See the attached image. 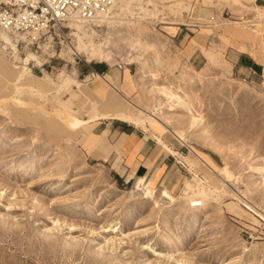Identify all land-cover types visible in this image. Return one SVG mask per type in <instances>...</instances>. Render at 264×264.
<instances>
[{
    "label": "rangeland",
    "instance_id": "rangeland-1",
    "mask_svg": "<svg viewBox=\"0 0 264 264\" xmlns=\"http://www.w3.org/2000/svg\"><path fill=\"white\" fill-rule=\"evenodd\" d=\"M118 1L95 33L66 26L32 42L0 28V58L32 75L12 84L0 70V264H264V10ZM180 23L210 38V62H189L172 36ZM229 46L263 67L234 73ZM98 61L123 66L140 93L88 72ZM128 105L127 122L158 141L152 157L175 155L132 178L116 173L131 136L99 123Z\"/></svg>",
    "mask_w": 264,
    "mask_h": 264
},
{
    "label": "crops",
    "instance_id": "crops-1",
    "mask_svg": "<svg viewBox=\"0 0 264 264\" xmlns=\"http://www.w3.org/2000/svg\"><path fill=\"white\" fill-rule=\"evenodd\" d=\"M241 1L251 2L255 8L264 10V0ZM208 21H211L208 26L212 27L215 26V23L217 21H220V17L215 14L209 13ZM172 27H176L175 33L172 36L174 37L177 46H179L181 50L187 52V54L189 55V62L193 66H203L206 63L210 62V59L206 55V51L210 47L209 37L201 38L197 32L192 33L189 30H185L182 23L176 26L172 25ZM227 54L229 57L227 58V60L229 61V63H231L234 73H257L263 67L260 61L256 60L251 54L247 52H239L229 46V52ZM87 69L89 70L88 72L96 71L99 75L102 74L101 76L106 73H109L110 75H112V77L118 75L121 87L126 88L124 92L128 94L131 100H133L140 93V90L136 86L135 82L134 84H131V81L133 80L129 79L126 69L123 66L112 67V65H110L106 61H98L89 63ZM113 91L116 92L115 87ZM103 119L106 120H100L99 123L106 122V126L110 130L118 133L119 137L122 133H127L129 136H131L130 140L128 139L130 141L129 144L126 147L120 148L123 153H121L120 155L123 159L124 156L131 157L133 159L129 163L125 162V165H123L125 169L124 174H121L119 170L116 169V173H118L120 177H123V175L124 177H126L128 174L131 175V178L139 175H148V173L151 172L152 168H158L166 160V158L171 157V155L175 156L174 153L166 152V148L164 149L163 153H159L158 151L157 156L154 159L151 153L153 149L158 146V141L151 135L143 134V129L146 130L144 127L127 122L126 120H123L121 118ZM149 131L150 129H147V132ZM112 151L117 150L114 148V150ZM112 151L109 152L108 158L112 154Z\"/></svg>",
    "mask_w": 264,
    "mask_h": 264
},
{
    "label": "built area",
    "instance_id": "built-area-1",
    "mask_svg": "<svg viewBox=\"0 0 264 264\" xmlns=\"http://www.w3.org/2000/svg\"><path fill=\"white\" fill-rule=\"evenodd\" d=\"M115 1L0 0V28L35 42L47 32L52 31L58 36L64 34L65 21L70 18L94 22L111 12Z\"/></svg>",
    "mask_w": 264,
    "mask_h": 264
},
{
    "label": "bare ground",
    "instance_id": "bare-ground-1",
    "mask_svg": "<svg viewBox=\"0 0 264 264\" xmlns=\"http://www.w3.org/2000/svg\"><path fill=\"white\" fill-rule=\"evenodd\" d=\"M118 2H119L118 0L115 1L114 5H113V8H112L113 13L111 15H109V14L112 11L110 13L105 14V15L101 16L100 18L96 19L94 22H86V23H85V21H83V20H81L79 18H74L73 17V18H70L69 20L65 21L64 26L65 27L66 26H70L72 28H76L78 31H81V32H85L86 31V29H85L86 26H89L93 30V32L95 33V26H100L102 24V23H99L98 22V21H100V19L101 20H104V18H107V20H109V22H115L116 21V17L115 16H117L118 13L115 12V11H116V8L118 6ZM26 62H28V61H26ZM5 68L10 69V74H11V78L10 79L12 81L11 82L12 84H15L17 81H20V80H24L25 81V80L29 79L32 76V75L23 76V74L17 73V71L15 69L11 68L10 65L7 62H5L4 60H2L0 58V70L1 69H4L5 70ZM39 78H40V80H44L45 79V76H39ZM81 84H82L81 82H78V90H76V92H72L73 98L75 96H78V95L81 96L82 91H83ZM97 87L98 86L91 87L90 94H92L94 96L97 95V91L99 90V88H97ZM164 91L169 95V97H171V98L176 97V93L175 92H173V91H166V90H164ZM21 102H23V101H21ZM21 102H19V103H21ZM173 107L174 106L171 105L170 108H173ZM135 110H136V106L128 105V106H126V110L124 112H115V115H113V117H115V118H121V119L126 120V121L136 122L137 120L133 121L134 120L133 119V114H134V111ZM104 114L109 115L108 112H105ZM153 119H154L153 114L152 113L149 114L148 115V121L149 122H152ZM180 139H182V137H180ZM79 161H80L79 159L76 160V162H79Z\"/></svg>",
    "mask_w": 264,
    "mask_h": 264
}]
</instances>
